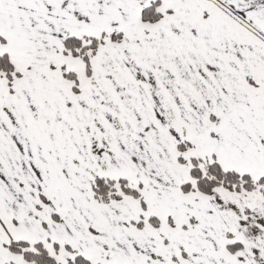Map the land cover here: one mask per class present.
I'll use <instances>...</instances> for the list:
<instances>
[{
    "label": "snow or ice",
    "instance_id": "obj_1",
    "mask_svg": "<svg viewBox=\"0 0 264 264\" xmlns=\"http://www.w3.org/2000/svg\"><path fill=\"white\" fill-rule=\"evenodd\" d=\"M0 264H264V0H0Z\"/></svg>",
    "mask_w": 264,
    "mask_h": 264
}]
</instances>
